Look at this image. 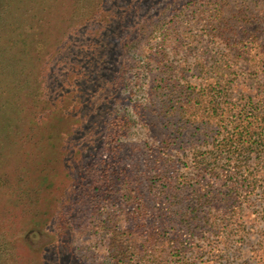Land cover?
Listing matches in <instances>:
<instances>
[{"label":"rangeland","instance_id":"rangeland-1","mask_svg":"<svg viewBox=\"0 0 264 264\" xmlns=\"http://www.w3.org/2000/svg\"><path fill=\"white\" fill-rule=\"evenodd\" d=\"M138 2L113 0V31L117 22H132ZM156 2L153 19L131 43V54L140 55L146 70L140 78L128 71L116 84L113 72L107 80L106 71L116 60V48L99 77L91 80L81 76L89 66L76 58L86 46L91 51V39L104 38L96 26L107 13L97 10L83 19L78 12L86 13V7L74 11L70 22L81 28V35L60 50L77 62L51 72L55 82L39 97L38 119L28 132L33 135L12 156L26 160L25 152H33L29 176L17 191L28 193L24 201L30 191L36 194L34 209L48 211L50 218L40 226H24L23 211L6 214L0 249L14 257L7 263V254V264H136L132 254L139 248L152 264H264V144L244 153L251 168L239 186V214L230 219L223 212L224 198L239 178L226 160H220L214 174L195 159L210 155L217 131L197 123L202 112L196 122H187L171 101V92L201 93L215 86L229 89L235 108L245 106L255 114L262 110L264 0ZM63 38L54 40L56 46ZM211 74L227 86H217L207 78ZM117 116L125 123L114 139L107 126ZM258 117L250 126L255 135L264 126ZM199 193L216 199L193 212ZM6 205H12L11 197L3 193L0 209ZM211 215L212 220L218 217L219 232L210 228ZM227 218L233 224L230 231ZM116 230L127 238L124 252L117 248ZM13 239L16 246L9 242Z\"/></svg>","mask_w":264,"mask_h":264},{"label":"trees","instance_id":"trees-1","mask_svg":"<svg viewBox=\"0 0 264 264\" xmlns=\"http://www.w3.org/2000/svg\"><path fill=\"white\" fill-rule=\"evenodd\" d=\"M87 1L90 6L89 10L87 9ZM156 3V0H139L134 10L132 22H117L119 28L113 31L112 28L115 27L116 23L110 25L113 19L109 18L114 11L113 0H0V195L6 193L11 197L12 204L0 209V235L6 229L4 223L8 222L6 214H17L19 211H23L25 213L23 215L24 226H40L41 223L50 218L48 211L38 213V210L34 209L38 202L36 194H32L30 191L29 200L24 201L23 198L28 193L17 191L18 184L29 176L27 171L30 168L27 169V165L34 159L33 152L30 150L25 152L26 160L22 156L20 158L12 156L15 152L14 149L21 148L20 143L22 144L25 139L33 135L28 132L33 129L32 125L36 124L35 121L38 119L35 108L41 105L39 97L48 94L50 87L55 82L50 80V76L53 78L51 72L58 74L60 68L65 64L77 62L71 56L70 58L62 55L60 50L65 46V43H72L76 37L81 35V28L72 25L70 22L72 16L76 14L74 11L86 7V13L78 12L83 19L87 13L94 14L97 10L107 13V19H101L103 21L101 25L96 24V30L102 31L103 33L100 35L104 38L102 40L98 37L91 39V51L87 53L86 48L88 46H86V48L84 47L86 54L79 51L76 58L84 59L85 64L89 66L88 69L82 71L81 76L91 80L92 77H99L104 66L108 64L107 60L111 54V48H116V60L112 64L109 63V67L112 68L106 70L108 71L107 80L112 71L115 76L113 83L116 84L119 83V79L124 78L128 71H134L135 76L140 78L146 70L147 66L139 58L140 55L133 56L131 54V43L137 39L138 31L153 19L155 15V8L153 7ZM125 7L128 8V5ZM116 18L119 19V14ZM60 35H64L61 41L66 40L56 46L54 40ZM71 46L72 44L68 48L71 49ZM53 62L55 63L54 67ZM93 63L95 65H92ZM129 65H132L133 68H128ZM217 70L219 69L217 68ZM211 75L207 78L212 79L211 81L215 80L217 86L223 85L224 88L227 86L221 76ZM211 84H209V88H211ZM97 88L101 90L102 86ZM40 89L42 91L39 93ZM205 91L199 93L192 89H186L178 92L177 95L175 92H171V101L173 104L177 103L176 110L187 122L192 120L196 122L202 112V121L197 123L205 129L214 126L212 130L217 131L218 135L214 138L209 150L210 155H197L195 159L198 167L210 170L214 174L218 173L220 160H226V163L231 167L230 171L239 178L236 182L229 184L224 198L225 210L223 212L232 219L239 214V186L244 184L245 179H248L247 174L251 168L243 160L244 153L250 149H257L260 143L264 144V126H261L257 135L254 132L251 133L250 128V126H254L255 120L259 119L258 116L264 119V105L262 110L255 114L245 106L235 108L231 101L229 89L223 92L214 86ZM101 100L107 102L109 99L101 98ZM123 120L117 116V121L107 126L111 131L109 135L114 136V139L124 129L125 122ZM26 128L27 130H24ZM180 128L182 126H179ZM207 160L209 162L202 165ZM253 169L258 171L257 167ZM73 171L75 170L69 173L71 174ZM255 175L257 176V174ZM22 186L26 189L30 188L25 184ZM9 188L10 194L6 190ZM123 197L127 198L126 195ZM215 199L213 196L208 197L199 193L196 197V207L192 211H201L204 205L210 206ZM214 213L218 216L220 212ZM212 216H209L208 219L211 221L210 228L212 231L219 232L218 217L216 216V219L212 220ZM229 218L226 219V222L230 231L233 229V224L230 223ZM34 233L35 230H32L27 235L32 236ZM115 238L119 242L116 244L117 248L119 249L120 245L121 251H126L128 249L127 238L123 232L116 230ZM9 242L16 246L14 239L9 240ZM217 242H220L218 238ZM1 245L3 244L0 243V248ZM142 250L143 248H139L138 251L133 252L135 254H132V261L136 264H152ZM7 254L10 258L7 263L12 262L14 260L13 254L8 250L0 249V261L4 264H7Z\"/></svg>","mask_w":264,"mask_h":264}]
</instances>
